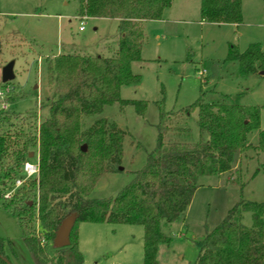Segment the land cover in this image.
<instances>
[{"label":"trees","instance_id":"1","mask_svg":"<svg viewBox=\"0 0 264 264\" xmlns=\"http://www.w3.org/2000/svg\"><path fill=\"white\" fill-rule=\"evenodd\" d=\"M170 4L171 0H79L80 17L117 21L114 57L59 54L47 58L45 94L39 107L44 116L34 132L16 130L18 116L1 110L0 199L17 217L34 264H82L76 232L79 223L142 227V264H158V247L170 242L163 229L183 218L199 187L198 179L230 173L235 156L247 150L264 153L257 106L231 103L227 96L205 101L202 93L180 112L165 113L159 103L155 147L142 168L132 173L130 182L114 198H89L104 175L123 172L126 133L105 118L85 128L82 120L98 117L114 104L120 110L130 106L137 116L144 115L147 103L122 100L120 89L138 84L139 76L132 73L131 65L142 62L144 23L159 21ZM199 13L203 22L238 25L241 0H200ZM226 61L237 63L241 76L258 70L264 76V52L257 44L242 53L230 47ZM194 112L199 139L182 141L190 135L183 121ZM253 134L256 144L250 142ZM30 152L37 156V178L4 199L14 181L22 177ZM244 213L250 215L248 227L242 224ZM70 216H74L70 244L57 249L54 236ZM195 245L198 255L193 264H264V201L239 200ZM5 260L9 262L0 240V264H6Z\"/></svg>","mask_w":264,"mask_h":264},{"label":"rangeland","instance_id":"2","mask_svg":"<svg viewBox=\"0 0 264 264\" xmlns=\"http://www.w3.org/2000/svg\"><path fill=\"white\" fill-rule=\"evenodd\" d=\"M199 7L200 0H171L159 21L144 23L142 62L131 65L139 82L120 89L122 100L147 103L142 117L130 106L120 110L114 104L100 116L82 120L85 128L105 118L126 133L123 172L104 175L90 199L114 198L130 182L132 173L142 168L155 147L159 103L165 113L180 112L201 93L205 101L227 96L231 103L259 107L260 129H264L262 71L241 76L238 64L226 61L230 47L242 53L257 44L264 52V0H241L238 25L203 22ZM118 38L116 20L80 17L79 0H0V114L4 103L6 112L18 116L16 130L34 132L44 116L39 108L45 94L44 61L59 54L112 58ZM10 62L14 79L3 84L1 69ZM6 90L9 93L3 97ZM183 124L190 135L180 140L197 142V113ZM256 141L253 134L250 142ZM29 161L36 163L37 156ZM197 185L183 218L163 229L170 242L158 247V264H193L198 255L195 242L214 229L239 200L264 201V153L247 150L237 154L230 173L201 177ZM3 205L0 199V240L9 263L34 264L17 217ZM242 224L250 225L249 213L243 214ZM35 228L40 230L37 223ZM76 232L82 264H142L140 226L79 223Z\"/></svg>","mask_w":264,"mask_h":264},{"label":"water","instance_id":"3","mask_svg":"<svg viewBox=\"0 0 264 264\" xmlns=\"http://www.w3.org/2000/svg\"><path fill=\"white\" fill-rule=\"evenodd\" d=\"M14 79L13 75V63L10 62L7 65H5L1 69V83L6 84L11 82ZM81 151H85V147H81ZM34 156V153L30 152L27 156L28 159H32ZM120 170H122L120 168ZM31 205V203H29ZM74 225V216L68 217L66 220H64L59 228L56 231V234L53 239V246L57 249L60 248H66L70 244V233ZM6 264H10L8 261H6Z\"/></svg>","mask_w":264,"mask_h":264},{"label":"built area","instance_id":"4","mask_svg":"<svg viewBox=\"0 0 264 264\" xmlns=\"http://www.w3.org/2000/svg\"><path fill=\"white\" fill-rule=\"evenodd\" d=\"M83 30H84V27L80 26L79 31H83ZM8 93H9V90H6L3 97H5V95H7ZM1 110H6V105L4 103L1 104ZM37 176H38V161H36V163L34 164L31 163L29 160L26 161L22 167V177L14 181V183L10 186V188L4 194L3 196L4 199H9L16 189L22 186L26 181L33 179V178H37Z\"/></svg>","mask_w":264,"mask_h":264},{"label":"crops","instance_id":"5","mask_svg":"<svg viewBox=\"0 0 264 264\" xmlns=\"http://www.w3.org/2000/svg\"><path fill=\"white\" fill-rule=\"evenodd\" d=\"M147 23V22H146Z\"/></svg>","mask_w":264,"mask_h":264}]
</instances>
